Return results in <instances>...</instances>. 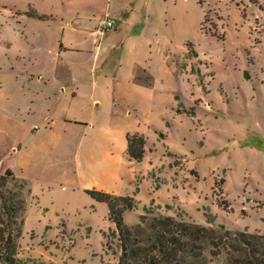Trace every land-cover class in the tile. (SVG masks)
<instances>
[{
	"label": "rangeland",
	"instance_id": "rangeland-1",
	"mask_svg": "<svg viewBox=\"0 0 264 264\" xmlns=\"http://www.w3.org/2000/svg\"><path fill=\"white\" fill-rule=\"evenodd\" d=\"M60 40L82 51L60 53ZM134 67L151 100L118 87ZM148 116L173 119L203 192L215 183L219 246L193 264H240L239 233L264 235V0H0V175L17 177L0 189V219L25 220L17 264H118L108 208L85 190L126 185L122 130Z\"/></svg>",
	"mask_w": 264,
	"mask_h": 264
},
{
	"label": "crops",
	"instance_id": "crops-1",
	"mask_svg": "<svg viewBox=\"0 0 264 264\" xmlns=\"http://www.w3.org/2000/svg\"><path fill=\"white\" fill-rule=\"evenodd\" d=\"M21 12L22 14L18 15L21 18L26 16L24 13L32 16L29 12ZM33 12L42 16L37 11ZM100 40L101 45L102 37ZM93 45L96 49L94 56L97 57L100 46L96 45L95 41ZM74 51L81 52L82 49L65 45L60 40V53ZM140 74H146L145 76H148L145 69L137 70L134 67L131 72V80L127 83H119L118 87L123 92H132L137 97L140 96L151 100L154 93L152 79L149 82H144L139 79ZM146 99H142V101L144 100L146 102ZM184 114L186 113H173V116L177 118ZM188 117L199 121L196 116ZM172 120H167V123L163 118H157L155 121H152L149 116L147 119L145 118L144 122L138 118L134 120L130 119L129 124L122 130L126 133L125 155L128 159L127 165L129 167L126 185H122L120 188L101 185L91 187L93 185H87V189L96 188L114 195H128L133 197L136 206L132 210L137 211L138 222L132 225L138 224L141 216L153 215L170 216L185 222L197 223L208 227L213 226L215 222L213 214L210 212V204H218L213 196L215 183L209 192H203L200 185L203 176L200 174L198 168H194L190 164L192 156L186 150L185 142L187 138L182 134L183 142H176L177 137L173 133L181 132V129ZM135 133L144 135L146 139L145 156L141 161L131 160L127 154V135ZM195 148V150H198L197 154L202 155L203 146L197 144ZM195 150H191L190 153L195 154ZM132 185L134 187L130 188ZM104 204L107 206L106 203ZM126 213L127 211L124 214L125 222ZM207 214H211V216Z\"/></svg>",
	"mask_w": 264,
	"mask_h": 264
},
{
	"label": "trees",
	"instance_id": "trees-1",
	"mask_svg": "<svg viewBox=\"0 0 264 264\" xmlns=\"http://www.w3.org/2000/svg\"><path fill=\"white\" fill-rule=\"evenodd\" d=\"M31 15L42 18L35 12ZM127 142L128 157L135 161L143 160L145 136L139 133L128 134ZM9 178L17 179L10 170L0 175V189L6 188ZM21 182L22 190L26 188V184L22 179ZM85 192L94 200L107 204L109 219L115 226L112 233L118 238L121 248L118 264H193V260L203 256L206 242L211 243L213 248L219 246L216 243V230L213 227L188 223L170 216H154L151 219L141 216L138 224L129 226L125 222L124 214L135 208L136 203L133 197L114 195L96 188L86 189ZM19 195H22V192ZM0 198L5 199L1 192ZM21 200L23 204L26 203L25 199ZM4 207L6 209V205ZM148 220L152 234L142 239L140 237L142 228ZM24 222V219L19 223L0 219L1 261L17 264L16 239L22 235ZM239 235L240 242L247 246L243 249L245 255L240 264H264V235L249 233H239ZM226 237L229 238L228 233ZM214 252V250L211 251L212 254Z\"/></svg>",
	"mask_w": 264,
	"mask_h": 264
},
{
	"label": "built area",
	"instance_id": "built-area-1",
	"mask_svg": "<svg viewBox=\"0 0 264 264\" xmlns=\"http://www.w3.org/2000/svg\"><path fill=\"white\" fill-rule=\"evenodd\" d=\"M113 26L114 22L112 19L106 18L105 20H103L99 27L92 33L95 43L98 41V39H100V37L105 35L106 31L111 29Z\"/></svg>",
	"mask_w": 264,
	"mask_h": 264
}]
</instances>
